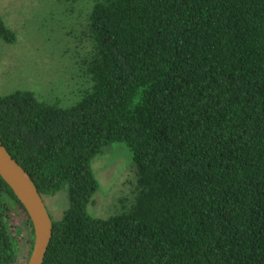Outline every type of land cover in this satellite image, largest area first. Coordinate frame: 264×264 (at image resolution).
I'll return each instance as SVG.
<instances>
[{
    "label": "trees",
    "instance_id": "1",
    "mask_svg": "<svg viewBox=\"0 0 264 264\" xmlns=\"http://www.w3.org/2000/svg\"><path fill=\"white\" fill-rule=\"evenodd\" d=\"M87 87L63 106L0 95V139L42 196L66 190L43 264H264V0H96ZM0 37L16 33L0 15ZM125 143L124 212L93 216V159ZM0 175V264H15Z\"/></svg>",
    "mask_w": 264,
    "mask_h": 264
},
{
    "label": "rangeland",
    "instance_id": "2",
    "mask_svg": "<svg viewBox=\"0 0 264 264\" xmlns=\"http://www.w3.org/2000/svg\"><path fill=\"white\" fill-rule=\"evenodd\" d=\"M96 0H0V15L17 36L14 43L0 37V95L32 90L40 100L69 105L87 87L83 75L91 60L89 15ZM99 182L93 216L107 218L126 211L135 201L138 177L125 143L105 146L93 159ZM53 220L68 207L66 190L43 196ZM14 233L19 239L15 264H28L34 235L21 208L13 211Z\"/></svg>",
    "mask_w": 264,
    "mask_h": 264
},
{
    "label": "water",
    "instance_id": "3",
    "mask_svg": "<svg viewBox=\"0 0 264 264\" xmlns=\"http://www.w3.org/2000/svg\"><path fill=\"white\" fill-rule=\"evenodd\" d=\"M0 175L23 204L32 222L34 244L28 264H43L53 236V220L43 196L0 139Z\"/></svg>",
    "mask_w": 264,
    "mask_h": 264
}]
</instances>
